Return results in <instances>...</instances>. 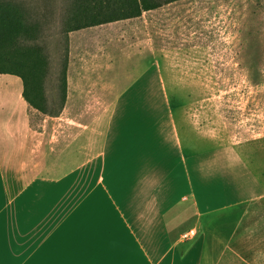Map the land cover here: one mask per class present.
Returning <instances> with one entry per match:
<instances>
[{
  "label": "crops",
  "instance_id": "1",
  "mask_svg": "<svg viewBox=\"0 0 264 264\" xmlns=\"http://www.w3.org/2000/svg\"><path fill=\"white\" fill-rule=\"evenodd\" d=\"M111 28L70 33L66 102L60 116L47 115L51 125L82 109L75 98L85 85L102 96L84 106L103 137L95 155L87 130L73 137L71 126L63 152L55 128L41 148L33 120L41 112L20 77L0 74V264H221L237 239L249 204L233 201L220 152L200 149L211 139L182 116L184 138L168 93L153 97L149 62L121 85L130 60L120 67L100 47ZM135 88L139 103L129 108ZM66 155L74 162L60 172Z\"/></svg>",
  "mask_w": 264,
  "mask_h": 264
},
{
  "label": "rangeland",
  "instance_id": "2",
  "mask_svg": "<svg viewBox=\"0 0 264 264\" xmlns=\"http://www.w3.org/2000/svg\"><path fill=\"white\" fill-rule=\"evenodd\" d=\"M115 1L0 0L18 6L26 17L31 36L19 40L17 50L42 55L45 101L50 96L54 102L61 94L68 29L76 8ZM150 1L161 6L138 18L109 23V32L99 34L105 37L100 47L117 57L120 67L124 57L130 60L129 80L124 77L122 86L133 83L140 65L151 64L153 97L161 88L168 93L185 139L189 134L182 116L211 139V144L198 147L220 152L219 164L226 170L233 201L249 204L241 207L237 239L221 264H264V0ZM81 90L75 99L83 108L66 112L61 120L49 125L47 115L35 113V136L45 151L53 128L57 150L67 149L69 145L61 142L65 136L69 141L65 129L70 126L73 137L87 130L84 142L89 154L101 150L103 137L92 131L96 117L84 112V106L103 97L93 98L88 85ZM133 92L129 108L139 103L136 88ZM139 99L143 104V96ZM157 115H152L153 121ZM72 160L67 156V167L59 171L72 167Z\"/></svg>",
  "mask_w": 264,
  "mask_h": 264
},
{
  "label": "trees",
  "instance_id": "3",
  "mask_svg": "<svg viewBox=\"0 0 264 264\" xmlns=\"http://www.w3.org/2000/svg\"><path fill=\"white\" fill-rule=\"evenodd\" d=\"M175 1L178 0H169L168 2ZM160 6L150 0H116L114 3L92 8L90 5L82 8L77 7L72 15L73 23L68 29V36L73 31L138 18L144 12L155 10ZM35 33L36 28L33 26V37ZM30 36L26 17L21 9L12 3H0V74L20 77L24 84V98L29 105L45 115L58 117L63 112L67 98L70 37L68 38V59L62 73L61 94L55 96L54 102H52L50 96L45 101L43 94L44 60L42 55L34 50H17L19 40ZM59 98L60 102H57Z\"/></svg>",
  "mask_w": 264,
  "mask_h": 264
},
{
  "label": "built area",
  "instance_id": "4",
  "mask_svg": "<svg viewBox=\"0 0 264 264\" xmlns=\"http://www.w3.org/2000/svg\"><path fill=\"white\" fill-rule=\"evenodd\" d=\"M194 235V233L192 232L191 236Z\"/></svg>",
  "mask_w": 264,
  "mask_h": 264
}]
</instances>
